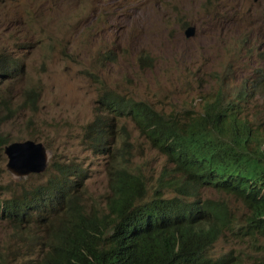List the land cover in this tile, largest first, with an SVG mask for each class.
Returning <instances> with one entry per match:
<instances>
[{"label": "rangeland", "instance_id": "374dc122", "mask_svg": "<svg viewBox=\"0 0 264 264\" xmlns=\"http://www.w3.org/2000/svg\"><path fill=\"white\" fill-rule=\"evenodd\" d=\"M187 24H194L195 32L185 38ZM0 52L22 64L0 83V94L13 108L0 127L12 143L0 153V186L20 190L31 185L32 176L11 168L22 167L11 166L9 150L22 148L18 156H24V164L34 163L39 156L23 150L33 139L47 152L46 167L35 177L49 173L51 155L57 162L74 157L89 173L86 196L100 199L107 191L104 158L80 143V126L90 119L100 86L163 111L199 112L205 99L217 91L231 94L264 68V0H0ZM143 53L149 64L139 62ZM28 87L38 92L34 109L19 101ZM243 113L264 125V98L247 103ZM126 126L132 165L151 183L170 163L137 136L128 120ZM201 194L224 199L237 220L247 207L244 200L209 187ZM7 195L0 191V197ZM41 227L29 225L26 234L17 235L1 222L0 264L33 260L43 247ZM263 244L260 237L228 229L207 251L213 256L229 252L232 263L249 264L263 257Z\"/></svg>", "mask_w": 264, "mask_h": 264}, {"label": "trees", "instance_id": "16d2710c", "mask_svg": "<svg viewBox=\"0 0 264 264\" xmlns=\"http://www.w3.org/2000/svg\"><path fill=\"white\" fill-rule=\"evenodd\" d=\"M7 65L8 57L0 55V78ZM254 93L264 95V73L248 85L242 81L235 101L224 100L219 92L202 103L198 114L163 113L143 100L103 91L97 102L106 114L97 111L82 134L99 154L108 152L109 135L114 138L103 207L83 202L85 173L80 180L63 174L0 197V222L12 231L42 224L45 249L30 264H188L190 252L210 245L229 222L221 199L200 195L207 186L247 202L251 213L244 233L264 236V128L238 117L240 102ZM5 117L0 113V123ZM123 118L171 164L149 196L142 175L128 164ZM5 141L0 133V147ZM4 243L10 247L12 242ZM210 264H229V259H211Z\"/></svg>", "mask_w": 264, "mask_h": 264}, {"label": "clouds", "instance_id": "9594fccd", "mask_svg": "<svg viewBox=\"0 0 264 264\" xmlns=\"http://www.w3.org/2000/svg\"><path fill=\"white\" fill-rule=\"evenodd\" d=\"M187 25H188V24H187ZM187 25H186V26H187ZM192 25H193V27H194V32H195V25H194V24H192ZM184 28H185V27H184ZM183 30H184V29H183ZM194 32H193L192 35H189V36H185V34H184V32H183V35H184L185 38H188V37H190V36H193V35H194ZM0 55H2V56H4V57H8V65H7L6 73H5V75H4L2 78H0V79H3V78H4V79L0 82V83H2L3 81H5V80H7L9 77H11L12 74L14 73V71L22 70V64H21V62H19V60H17L16 58H13V57H11V56H9V55L6 54V53H2V52H0ZM138 60H139V62H145V63H148V64L151 62V58H150L146 53L140 54V55L138 56ZM261 73H264V68H260L256 74H254V75H252V76H249V77H247V78H244L242 81L245 82V83L248 85V84H250L252 81L256 80V79L260 76ZM242 81H241V82H242ZM241 82H240V84H241ZM240 84H239V85H240ZM238 87H239V86H238ZM238 87H237V88H238ZM237 88H236V89H237ZM236 89H235V90H236ZM235 90H234V91H235ZM103 91H113V92H117V93L123 94L122 92L117 91V90H114V89H112V88H109V87H106V86H100V88L98 89V91H97V93H96L95 99H94V105H93L92 115H91V117H90L89 120L85 121V122L82 123L81 126H80V143H81L85 148H88L93 154L103 156V158H104V165H105V173H106V176H107V191H108V189H109V187H108V175H107V167H108V162H109V155H108V152H110L111 149H112V147H113V140H114V138L111 137V136L109 135V137H108V141H109V142L105 143V145H108V152H107V153H104V154H99V153H97V152H94V151L92 150V148L88 147L87 144H86V142L82 139L83 127H84V125H85L87 122H89V121L93 118L94 114H95L97 111H101L103 114H106V111H105V110H101V109H99V104H98V102H97V98H98V96H99ZM234 91H233L231 94H229V95H225V96L221 93L222 96H223V99H224V100H228V99H229V100H233V101H235L236 99H235ZM219 92H221V91H217L216 94L219 93ZM30 93L33 94V99H32V98H31V99L29 98V94H30ZM216 94H215V95H216ZM123 95H124V94H123ZM128 96H129V95H128ZM129 97H132V96H129ZM132 98H133V99H137V98H134V97H132ZM256 98H264V95H261L260 93H254L252 96L248 97L246 101H244V102L241 101V102H240V105H241V111L238 113V117L241 118V119L244 118V119H245V120H246V121H247L252 127H254V128L263 129V128H264V125H263V124H261V125L255 124V123L253 122V120L248 119V118L244 115V113H243V110H244V108H245V105H246L247 103H249L250 101H252L253 99H256ZM19 99H20L19 101H20L22 104H23V103L28 104L27 106H29L30 108H33V109H34V108L36 107V103L38 102V92H37L34 88H32V87L22 88ZM210 99H211V98H210ZM137 100H143V99H137ZM205 100H208V99H205ZM205 100H204V101H205ZM143 101L149 103L154 109H156V110H158V111H161V112H163V113L173 112V113H178V114H180V112H177V111H172V110H170V111H163V110L157 109V108H155L150 102H148V101H146V100H143ZM204 101H203V102H204ZM29 102H30V103L32 102L34 105H31ZM201 107L203 108V105H201ZM12 111H13V108L8 104L7 99H6L2 94H0V113L3 114L4 116H6L5 119L0 123V127H1V125H2L3 122H5V121H7L8 119L11 118V116H12ZM184 111H185V110H184ZM187 111H190V110H187ZM201 111H202V109H201L199 112H197V113H196V112H193V111H190V112H193V114H198V113H200ZM127 120L132 124L133 128L136 130L137 136H138V137H141L146 143H147V141H146L142 136H140V135L138 134V131H137L136 127L134 126V124L132 123V121H131L129 118H123V119H121V122L123 123V125H124L126 131L128 132L127 140L130 142V161L128 162V164H129V166H130L133 170L139 172V173L142 175V178H143V180H144V182H145V185H146V196H149V194L151 193L152 188L156 185V178L158 177L159 174L154 178L153 182L148 183V182H146V180L144 179L143 174H142L140 171H138L137 168H135V167L132 165V147H133V142L131 141V134H130V131L128 130V128H127V126H126V121H127ZM0 133H1L3 136H5V139H6L5 143L2 144V146L0 147V153H2L3 150H6V149H7L8 145H9V143H10V138L7 136L6 133L2 132L1 129H0ZM30 137H33V136L30 135ZM11 144H12V143H11ZM11 144H10V145H11ZM25 144H26V146H29V145H36V146L39 148V150H40L41 153H42V156L40 157V160H41V161H40V163L38 164V166H37L36 168L27 169V170H25V171H14V170H12V171L15 172V174L22 175V176H24V177H31V176H32L33 178L29 179V181H31V185H30V186H32V185H35V184H37V183H42V182H44L45 180H47L48 178H53L54 176H61V175H63V174L67 175V177H69V178H71V179L80 180V176H81V174L85 173V174H86V177L83 179V191H82V193H81V196H82V198H83V202H86L88 205H90V204L92 203V204L94 205L93 207L98 208V209H100V208L103 207L104 199H105L103 195L101 196L100 199L89 198V197L86 196L85 180H86V178L89 176V173L87 172L86 168H83V169H82V167H81V162H80V161L76 160L74 157H68L67 160H66L65 162H62V161H58V162H57V160H55L54 158H52V155H51V157H50V161H49V167H50L49 173H48L45 177H43V178H38V177H35V175L38 174V173H41V172L43 171V169L46 167L47 152H46L45 146H43L40 142H38V140H33V139H31V140L25 142ZM147 144H148V143H147ZM10 145H9V146H10ZM148 145H149V144H148ZM149 146H150V145H149ZM150 147H152V146H150ZM8 148H9V147H8ZM25 148H26V147H25ZM152 148H154V147H152ZM154 149H155L156 151H158L156 148H154ZM158 152H159V151H158ZM159 153H161V152H159ZM161 154L164 156V158H165V160H166L165 155H164L163 153H161ZM166 161H167V160H166ZM167 162H168V161H167ZM6 163H7L6 165L8 166V150H7V160H6ZM168 163H170V162H168ZM170 165H171V164H170ZM8 168L10 169L9 166H8ZM10 170H11V169H10ZM30 186H29V187H30ZM25 188H27V187H25ZM203 188H207V186H206V187H203ZM203 188L200 189V195H201L202 197H210V198H214V199H217V198H218V199H221V200L225 203V205H226V207H227V210H228V212H229V222H228L226 225H224L223 227H221V229H220L219 233L217 234L216 238H217V237H218V236H219L224 230H228V229H229L230 231H232V232H238L239 234H241V235H243V236H247V235H244V234H252L253 236H250V237H260V238L264 239V236L258 234L257 232L244 233L245 219H246V217L251 213V208L248 207L247 202H245V203H246V206H247V207H246V210L243 212V215H242L241 219H240V220H237V219L234 217V215L232 214V212H231V210H230V208H229V205L227 204V202H226L224 199L219 198V197H212V196H208V195H204V196H203V195L201 194V190H202ZM209 188H211V187H209ZM22 189H23V188H21L20 190H13L12 188H9V187H8L7 189H4V188H3L2 191L6 190L8 193H9L10 191H13V192L17 193V192L21 191ZM211 189H213V188H211ZM263 189H264V187H263ZM213 190H214V189H213ZM107 191H106L105 193H107ZM215 191H218V190H215ZM220 192H223V191H220ZM105 193H104V194H105ZM224 193H225V192H224ZM258 199H260V198H258ZM2 222H4V221H2ZM0 223H1V222H0ZM5 223H6L7 226L9 227V231H10L11 234L21 235V234H26V233L28 232L29 224H26V225L24 224V225L21 227V231H12L11 228H10V226L8 225V223H7V222H5ZM42 230H43V227L40 228V231L38 232V235L40 236V238H42V243H43L42 246H43V247H42V249L39 251V253L37 254V256H36L35 258H33V260H30V262H28V264H30L31 262H36L37 258H38V257L40 256V254H41V251H43V250L45 249L46 238H45V236L42 234ZM247 237H249V236H247ZM215 240H216V239H215ZM215 240H214V241H215ZM211 244H212V243H211ZM211 244H210V245H211ZM210 245H207V246H205L204 248L201 247V246H197V247H195V248L190 252V254H189V257H188V264H210V260H211V259H215V258L218 259V258H220V257H224L226 261H227V259H229V264H238V262H234V263L231 262V258H232V256H231V254H230L229 252H222L221 254H219V255H217V256H213L211 253H209V252L207 251V248H208ZM263 245H264V244H263ZM258 262H261V263L264 264V255H263L262 258H255V259L251 260V261L249 262V264H257Z\"/></svg>", "mask_w": 264, "mask_h": 264}, {"label": "bare ground", "instance_id": "6f19581e", "mask_svg": "<svg viewBox=\"0 0 264 264\" xmlns=\"http://www.w3.org/2000/svg\"><path fill=\"white\" fill-rule=\"evenodd\" d=\"M20 145H14V147H20ZM22 148H10L9 150V156H10V160L9 162L12 163L11 166H15L19 163H21L19 165V167H22V168H17V167H11L12 169H16V170H19V171H22L23 168L24 169H28V168H36L38 166V164L40 163V160L38 161H35L34 163H25L24 164V156H18L19 154V151L21 150ZM23 150L27 151L28 154H35V156H39V158L42 156L40 151H39V148L36 146V145H29V146H26V148H24Z\"/></svg>", "mask_w": 264, "mask_h": 264}, {"label": "water", "instance_id": "95a60500", "mask_svg": "<svg viewBox=\"0 0 264 264\" xmlns=\"http://www.w3.org/2000/svg\"><path fill=\"white\" fill-rule=\"evenodd\" d=\"M185 36H189L192 35L194 32V27L192 24H188L187 26H185L184 30H183Z\"/></svg>", "mask_w": 264, "mask_h": 264}]
</instances>
